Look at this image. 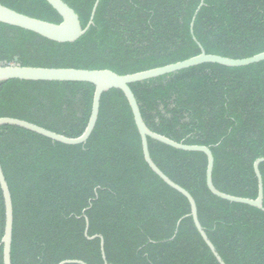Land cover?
<instances>
[{
	"label": "trees",
	"instance_id": "1",
	"mask_svg": "<svg viewBox=\"0 0 264 264\" xmlns=\"http://www.w3.org/2000/svg\"><path fill=\"white\" fill-rule=\"evenodd\" d=\"M86 28L97 0H64ZM100 0L94 24L58 43L0 23V63L109 69L134 74L201 53L244 59L264 52V0ZM19 13L59 24L46 0H0ZM196 38V40L194 39ZM150 130L207 146L220 191L255 199V162L264 157V61L204 63L133 83ZM95 85L11 79L0 82V118L81 136ZM151 157L195 198L201 225L226 264H264V210L230 202L207 186L208 157L148 138ZM0 162L14 206L12 264H220L190 216L188 199L145 160L130 104L120 89L103 93L86 143L68 145L21 127H0ZM264 183V162L260 165ZM6 209L0 186V243ZM98 236V237H95ZM0 264H4L0 247ZM74 264V263H71Z\"/></svg>",
	"mask_w": 264,
	"mask_h": 264
},
{
	"label": "water",
	"instance_id": "2",
	"mask_svg": "<svg viewBox=\"0 0 264 264\" xmlns=\"http://www.w3.org/2000/svg\"><path fill=\"white\" fill-rule=\"evenodd\" d=\"M58 13L62 16L63 21L59 24L51 23L41 19H37L22 13H19L9 7L0 3V23L8 24L11 26L19 27L28 31L37 33L49 40L58 43L75 42L82 37L89 28L94 24V17L99 5L100 0L96 1L93 8L90 21L86 28H83L81 20L76 11L71 8L64 0H46ZM204 5V0L201 1L200 6L195 13L193 21L191 23V33L194 35V23L198 12ZM196 40V38L194 37ZM201 47V53L195 57L189 58L184 61L158 67L134 74L120 75L109 69L101 70H89V69H77V68H47V67H29L22 66L18 61L19 58L15 57V63L4 64L0 63V82L17 79L26 81H50V82H85L95 85V93L92 105V112L88 125L84 133L76 138H70L65 135L53 132L31 122L11 118H0V127L4 125H12L21 127L23 129L35 132L37 134L48 137L54 141H58L68 145H79L86 143L92 135L100 113L101 98L104 92L111 89H120L125 94L130 107L132 109L136 125L139 129L143 153L146 162L151 169L169 186L182 193L189 201L191 206L190 216L193 218L196 228L198 229L203 240L206 242L217 261L220 264H226L223 258L218 253L215 245L209 239L205 229L201 225L198 215V207L195 198L189 191L171 180L154 162L151 157L148 138H152L156 141L164 143L176 149L185 151H199L203 152L208 157L207 166V186L209 190L217 197L236 203L247 204L259 209L264 210V183L263 177L260 171V165L264 162V157L259 158L255 164L254 169L258 178V196L255 199L237 197L227 193H224L217 189L213 182V171L215 158L211 149L203 145H187L174 141L164 135L153 132L149 129L145 123L138 100L132 91L130 85L137 82L157 78L163 75L178 72L183 69L198 66L204 63H216L228 67H241L248 66L254 63L264 61V52L255 56L244 59H233L215 54H207ZM0 186L3 191L5 209H6V223L5 232L0 243V247H3L4 264H12V244H13V228H14V206L12 194L3 171L0 162ZM98 237V236H95ZM101 248L105 264H108L104 249V240L101 236ZM87 264L80 260H65L59 264Z\"/></svg>",
	"mask_w": 264,
	"mask_h": 264
}]
</instances>
